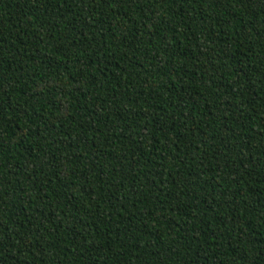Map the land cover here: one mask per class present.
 Returning <instances> with one entry per match:
<instances>
[{"label":"trees","instance_id":"obj_1","mask_svg":"<svg viewBox=\"0 0 264 264\" xmlns=\"http://www.w3.org/2000/svg\"><path fill=\"white\" fill-rule=\"evenodd\" d=\"M0 264H264V0H0Z\"/></svg>","mask_w":264,"mask_h":264}]
</instances>
